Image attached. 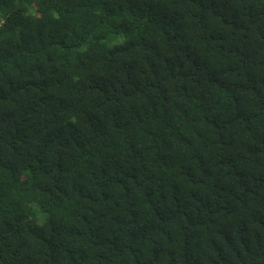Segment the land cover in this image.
I'll return each instance as SVG.
<instances>
[{
    "label": "trees",
    "instance_id": "16d2710c",
    "mask_svg": "<svg viewBox=\"0 0 264 264\" xmlns=\"http://www.w3.org/2000/svg\"><path fill=\"white\" fill-rule=\"evenodd\" d=\"M0 264H264V0H0Z\"/></svg>",
    "mask_w": 264,
    "mask_h": 264
}]
</instances>
